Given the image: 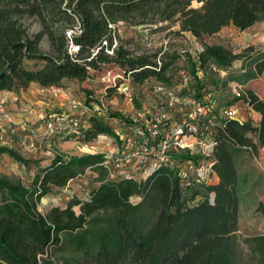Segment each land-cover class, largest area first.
<instances>
[{"label": "trees", "instance_id": "16d2710c", "mask_svg": "<svg viewBox=\"0 0 264 264\" xmlns=\"http://www.w3.org/2000/svg\"><path fill=\"white\" fill-rule=\"evenodd\" d=\"M194 1L200 5L193 6ZM32 20L40 26L36 31ZM119 21H170L200 40L197 59L189 54V66L184 67L192 72L197 94L203 88L197 64L213 87L239 79L233 75L238 60L244 81L256 77L257 69L264 70V50L254 45L236 52L204 41L226 26L244 30L264 21V0H0V90L19 91L33 83L61 87L65 80L81 83L107 64H116L139 82L155 77L156 83L177 90L168 70L181 54L164 57L159 64L152 55H133L122 45L113 46V25ZM45 38L50 51L42 47ZM71 43L76 52L70 51ZM211 64L226 74L221 77ZM85 91L89 101L101 103ZM242 98L260 117L257 124L236 118L217 124L216 184L197 187L164 167L142 182L102 181L80 213L72 205L42 213L41 198L74 179L78 169L107 171L100 164L106 154H58L30 185L0 176V264H238L240 176L235 156L242 149L258 151L264 145V100L249 89ZM237 100L225 91L217 99L223 105ZM120 115L106 108L92 112L81 139L88 142L112 133L105 119ZM0 153L24 164L30 161L8 146L0 145ZM209 191L215 192L213 202L191 203L197 194ZM134 194L142 195L141 201L133 203ZM108 209L112 213H96ZM256 211L264 217V202ZM245 240L255 264H264V233Z\"/></svg>", "mask_w": 264, "mask_h": 264}, {"label": "rangeland", "instance_id": "374dc122", "mask_svg": "<svg viewBox=\"0 0 264 264\" xmlns=\"http://www.w3.org/2000/svg\"><path fill=\"white\" fill-rule=\"evenodd\" d=\"M199 5L198 2H193V6ZM30 22L33 31L40 28L37 21L32 20ZM179 29L178 23L170 21H159L143 25H137L130 21H119L113 25V46L122 45L129 49L133 55L141 53L152 55V58L158 61L159 64L164 57L170 60L172 55L180 53L181 56L171 63L168 70V74L171 75L173 81L177 82V70L189 66V54L202 46L201 41L196 39L190 32H180ZM71 31V29L68 30V32ZM204 41L228 45L236 52L242 51L249 45H254L257 50H264V21L258 22L244 30L232 25L226 26L211 36H205ZM42 47L45 51H50L46 38L42 41ZM77 49V46L71 43L70 51L76 52ZM241 64V60L236 62L233 75L239 77L238 81L243 85L244 92L248 89L252 90L264 100V70L257 69L256 77L244 81L243 72L240 71ZM157 81L155 77H150L143 82H139L129 72L125 73L116 64H107L102 65L97 70H92L91 76L81 83L77 80H65L60 87L61 93L57 95L47 94L46 97L52 101L50 103L51 109L54 105L55 109L61 110L65 107L63 105L66 104L70 96L88 104L95 102L94 99L88 100L85 91V89H88L92 92V96L95 99H100L104 103L106 109L110 112H120L121 115L119 117L125 120L127 119L126 115L136 109L137 103L140 104L143 101L154 103L156 97L152 93V87ZM207 84L210 90L213 89V84L210 82H207ZM37 86L40 85L37 84ZM221 91L226 92V87L223 83ZM60 94L63 100L66 99L65 102L58 100ZM61 102L64 103L60 104ZM248 106L251 107L250 105ZM242 112L246 120L256 124L255 116H252L251 113L247 114L244 108H242ZM47 115L45 117H48ZM105 121L112 128L117 127L118 130L120 129V123L117 120L112 118L105 119ZM120 127L124 128L123 125ZM20 129L22 133H29L22 128ZM110 136L112 137L113 133ZM66 141L69 142L66 143ZM88 142L90 144L70 138H58L54 142L42 139L37 143L36 149L27 150L21 147L17 141H14L8 146L30 161L28 164H24L8 154L0 153V176L30 185L36 176L41 173V168L58 154L81 155L97 153L106 151L109 147L106 142H102L97 137ZM235 159L240 176L238 186L240 196L238 230L235 234L238 240V264H255L256 262L251 258L250 244L245 238L264 233V217L256 211L257 204L264 202V145L260 146L258 151L242 149L236 153ZM146 179L138 177L137 181L142 182ZM106 180H111L108 170L104 171L101 168L78 169V175L74 179L62 187H54L49 193L44 195L38 207L42 213H48L52 208L59 207L63 209L68 205H72L75 213H80L81 205L91 199L93 188L98 187L102 181ZM218 181L219 178L216 174L211 178L210 184H216ZM142 198V195L134 194L130 200L133 203H138ZM75 199L79 200L78 204H73ZM96 213H112V210H100Z\"/></svg>", "mask_w": 264, "mask_h": 264}, {"label": "built area", "instance_id": "2783aa9c", "mask_svg": "<svg viewBox=\"0 0 264 264\" xmlns=\"http://www.w3.org/2000/svg\"><path fill=\"white\" fill-rule=\"evenodd\" d=\"M200 49L192 52L194 59H197L196 52ZM210 68L221 77L226 74L222 67L215 64H211ZM196 73L203 85L201 94L193 89L192 72L180 68L177 70V90L164 83H156L152 87L156 97L154 103L140 102L132 113L126 115L125 120L113 118L120 123V129L113 128L112 137V133L97 137L109 145L106 151L101 152L106 156L100 164L108 170L111 180L146 179L166 167L181 180L194 186L210 184L218 144L217 124L223 120L237 119L238 111L234 103H218L222 85L210 90L207 72L198 64ZM225 87L227 93L243 99V85L238 80H228ZM46 92L57 95L62 90L57 86H49ZM7 102L8 98L0 95V145L17 141L27 150L36 149L42 139L53 142L58 138L82 140L92 112L106 108L103 102L88 104L70 96L65 107L49 112L40 126L27 119L17 123L7 109ZM20 128L29 133L20 132ZM205 199L213 202L215 192L197 194L191 203Z\"/></svg>", "mask_w": 264, "mask_h": 264}, {"label": "crops", "instance_id": "0c3cea01", "mask_svg": "<svg viewBox=\"0 0 264 264\" xmlns=\"http://www.w3.org/2000/svg\"><path fill=\"white\" fill-rule=\"evenodd\" d=\"M47 94H52V93H47L46 87L37 86L36 83H33L30 86H28L26 89H21L19 91L0 90V95H4L8 98L7 109L11 112L13 117L16 119L17 123H20L22 120L27 119L28 121H31L32 124H37L40 126L43 125L44 118L47 115V113L54 110H59V109H55L54 105L52 106L53 107L52 109L50 108L51 106L50 103H52V101L46 97ZM58 100L64 102L66 101V99L65 100L62 99L61 94ZM63 103L61 102L60 104ZM234 104L238 111L237 119L246 120L245 115L242 112V108H244L247 114L251 113L252 116H255L256 120L258 121L260 117L259 113L254 109H252L251 107H249L247 103L244 101V99H238ZM67 142L69 141H66V143ZM8 144H12V143H5L3 145L8 146ZM2 154H6V153H2ZM214 175H216V173L213 171V176Z\"/></svg>", "mask_w": 264, "mask_h": 264}]
</instances>
